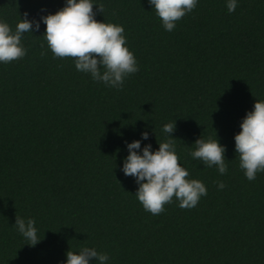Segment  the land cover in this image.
<instances>
[{"label":"trees","instance_id":"1","mask_svg":"<svg viewBox=\"0 0 264 264\" xmlns=\"http://www.w3.org/2000/svg\"><path fill=\"white\" fill-rule=\"evenodd\" d=\"M93 2L104 7L97 20L123 26L137 60L119 90L54 57L42 22L23 34L24 57L0 63V264H60L84 245L107 253V264H264V172L245 178L233 139L264 100V0H238L231 13L225 0H198L171 32L147 0ZM63 4L0 0V19L14 29L25 13L39 20ZM173 121L178 160L207 194L152 215L121 170L125 142L148 130L141 147L154 150ZM216 135L223 175L189 155L198 137ZM16 216L35 221V246Z\"/></svg>","mask_w":264,"mask_h":264},{"label":"clouds","instance_id":"2","mask_svg":"<svg viewBox=\"0 0 264 264\" xmlns=\"http://www.w3.org/2000/svg\"><path fill=\"white\" fill-rule=\"evenodd\" d=\"M160 19L165 31L171 32L179 21L197 5L198 0H147ZM238 0H225L229 13L236 9ZM93 5H96L95 11ZM104 12L102 3L93 0H64L55 12L40 16L39 20L24 18L13 29L0 19V63L18 60L26 55L22 44L24 33L39 30L48 50L54 57L71 58L78 72L88 74L95 82L119 90L124 79L139 70L137 60L127 47L124 28L120 24L97 20L96 14ZM44 53L42 52L41 55ZM175 121L164 123L161 131L168 139L160 141L158 148L150 143L141 147V140L147 141L149 132L143 130L140 139L126 143L127 155L123 158L121 170L125 176H132L138 185L134 195L143 209L152 215L164 211V205L173 202L180 208L191 209L207 194L205 184L199 179L189 178L187 168L181 165L176 147L171 138ZM240 130L234 133V152L238 166L249 181L264 172V100L255 99L252 109L245 112L239 123ZM192 144L189 155L203 166H215L221 175L227 171L225 146L216 139L198 137ZM225 187L223 181L218 189ZM16 231L29 246H35L41 238L37 235L35 221L16 216L13 224ZM24 243V244H25ZM66 259L60 264H107L109 256L95 247L81 246L76 251L67 250Z\"/></svg>","mask_w":264,"mask_h":264}]
</instances>
